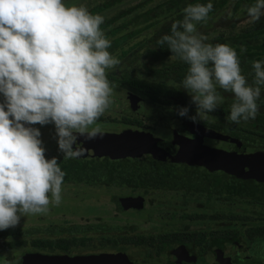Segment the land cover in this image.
<instances>
[{
  "label": "clouds",
  "instance_id": "9594fccd",
  "mask_svg": "<svg viewBox=\"0 0 264 264\" xmlns=\"http://www.w3.org/2000/svg\"><path fill=\"white\" fill-rule=\"evenodd\" d=\"M212 11L211 2L189 4L170 34L157 40L167 45L170 60L188 65L181 83L196 113L190 116V108L181 107L177 114L193 123L207 120L224 102L219 88L234 95L229 123L254 120L264 62H251L249 84L236 50L207 43L208 37L197 32ZM247 15L250 22L259 21L264 0H255ZM103 24V16L64 0H0V231L15 228L22 217L47 215L50 205L62 202L66 173L58 158H46L35 125L55 126L65 160L84 154L77 146L80 137L91 141L101 134L97 122L112 104L108 72L121 63L109 51L112 42Z\"/></svg>",
  "mask_w": 264,
  "mask_h": 264
},
{
  "label": "trees",
  "instance_id": "16d2710c",
  "mask_svg": "<svg viewBox=\"0 0 264 264\" xmlns=\"http://www.w3.org/2000/svg\"><path fill=\"white\" fill-rule=\"evenodd\" d=\"M72 0H64L65 4ZM155 0H145L133 7H122L126 0H99L89 11L92 14H99L104 17V24L101 25L106 37L112 42L109 51L123 62L121 65V77L118 78L108 73V79L114 89L126 91L142 99V104L147 113L154 112L159 117L163 116L159 122L162 125L171 126V120H182L180 125L186 122L193 123L188 118L180 117L178 113L179 106L187 105L186 95H188L183 87L182 80L185 78L188 65L180 60H174L165 65H158L164 62L165 58L170 57L172 53L168 50L167 45L163 47L157 44L163 35L170 34L171 25L183 19V9L189 4H213V11L209 13V27L213 30L218 28L215 26L214 16L220 10H231L230 16L220 17L222 22L232 18L230 25H226V29L231 30L230 37L225 38L223 34L212 39L214 43L221 39L225 42H231L240 60L242 74L246 77L249 84L254 79V70L252 61L264 62V16L257 22H250L244 27L239 28V14L244 6H252L255 0H165L163 3L156 4ZM148 3L156 6L149 7ZM149 7V8H148ZM114 8H120L119 12L112 15ZM123 8V9H121ZM162 10V12H160ZM249 18L247 11L243 18ZM218 19V21L220 20ZM226 22V21H224ZM223 25H221L222 27ZM208 35V34H207ZM207 40L206 42H208ZM241 45H245V52H241ZM164 58V59H162ZM137 63H142V70L137 71ZM134 70H136L134 72ZM220 95L224 97L226 107L219 105L217 110L209 113L208 116L213 117L221 123L215 124L205 122L206 125L216 129L224 135L236 138L242 145H246L251 149L264 150V86L261 87V96L257 101L259 112L252 122L241 121L239 124L229 123L227 116L230 114V107L234 100V95L218 88ZM112 104L106 112H111L119 102L116 95H112ZM131 112H138L141 109V116L144 115L143 108L134 111L127 99ZM142 106V105H141ZM191 116V115H190ZM98 122H111L110 117L101 116ZM123 123L127 125H135L142 127L143 122L140 118L123 117ZM167 126V127H168ZM58 158L62 171L66 173L64 184L74 185H105L114 182L123 184L125 181L130 184L146 185L150 182H158L152 186L170 185V188L176 189L180 186L185 190H206L211 191L217 188L221 194H229L233 196H250L253 198L264 197V185H256L253 181L246 182V179L238 177H230L228 175H219L206 173L196 167L177 166L169 164L165 161H156L154 159L126 158L122 160H112L108 157H90L86 159H68L59 155L46 157L51 159ZM152 166V167H151ZM210 181L207 185L198 184L197 181ZM173 186V187H172ZM85 227V226H84ZM25 227L16 226L6 231H0V246L19 245L29 243V241H16L14 238L24 236L27 237ZM33 228V227H31ZM83 225H74L69 228L71 233H80ZM47 232L53 234L57 229L61 233L64 232L63 227L59 225L49 226ZM75 241L78 239L74 237ZM34 240L33 244L44 246L52 245L53 242Z\"/></svg>",
  "mask_w": 264,
  "mask_h": 264
},
{
  "label": "flooded vegetation",
  "instance_id": "af4514ba",
  "mask_svg": "<svg viewBox=\"0 0 264 264\" xmlns=\"http://www.w3.org/2000/svg\"><path fill=\"white\" fill-rule=\"evenodd\" d=\"M144 106L142 104L141 108ZM140 111L141 109L136 114H139ZM211 118L213 117L208 116L207 120H201L195 124L215 131L216 129L205 123L218 124V121L217 123L213 122ZM157 120V124L163 127L168 126L162 125L159 118ZM176 120L172 119L170 122L175 126ZM179 123L181 124L182 120ZM189 123L184 120L183 125L178 124L177 128L182 131V135H189V137L195 139L197 134L189 131ZM171 129L175 128L171 127ZM216 132L223 134L217 130ZM157 138L159 139V137ZM221 142L233 145L232 151L238 154L247 155L249 150L254 151L255 154L264 153V150L251 149L246 145L239 146L235 143L210 137H205L203 144L209 148L221 150L218 147V143ZM157 144L171 156L176 155L178 151L179 142L172 143L159 139ZM143 158L156 160L154 155L151 154H146ZM165 162L180 167H196L206 173L231 175L230 177L240 178L230 171L227 173L222 169L212 170L213 166L203 167L191 166L185 163ZM246 170L249 172L251 169L246 168ZM247 175L249 176H247L246 182L253 181L256 185H264V180L256 178V176L261 177L263 174H258L259 176ZM197 182L204 185L210 183V181L202 183V180ZM137 183L130 184L125 181L120 185L116 181L105 185H77L89 188H104L106 191L115 188L124 189L126 193L106 198V201L110 199L106 204L112 208V211L110 216L108 215V218L106 217L104 220L96 218V222L90 219L88 222L86 218L81 217V220H85L84 223L79 221L69 224L65 215L60 214L58 219L52 223V226H62L63 233L56 229L50 235L47 232L49 226H51L50 224L47 227L30 226L29 228H23L24 231L29 232L27 237L22 236L12 240L29 241V243L0 246V262L24 264L25 257L40 255L46 257L91 258L102 256L105 260L101 264H264V197L253 198L250 196L221 194L216 187L211 191L209 189L188 191L182 186L176 189L170 188V185L152 186L158 184V182H150L147 186L141 185L140 182ZM163 192L181 194V197L185 200L202 197L205 198V201L202 200L198 203V211L191 213L187 211L182 213H179L180 211L167 212L168 217L172 220L180 218L184 223L177 228H172L170 222L161 223L159 221H154L155 225L158 226L155 229L142 227L141 225L146 224V221L150 222V219H141L148 212V216L160 220L157 217V212H163L159 210L161 207H168L167 204L171 202L170 197H163L164 199L161 202L154 195ZM220 203L223 205H220ZM187 207L182 205L179 208ZM127 214H133L132 221H130V218L127 219ZM109 220L113 221L114 225L108 224ZM227 220L231 221L227 222ZM188 222H191V224H188ZM195 223L199 224V227L195 226ZM74 225H83L82 231L80 233L69 232V228ZM74 237L78 239V242H73L75 241ZM36 239L47 241L45 243L53 242V244L44 246L33 244L32 241Z\"/></svg>",
  "mask_w": 264,
  "mask_h": 264
},
{
  "label": "rangeland",
  "instance_id": "374dc122",
  "mask_svg": "<svg viewBox=\"0 0 264 264\" xmlns=\"http://www.w3.org/2000/svg\"><path fill=\"white\" fill-rule=\"evenodd\" d=\"M99 0H72L70 3L66 4L68 6L72 5H85L88 10H90L92 7L95 6V4ZM145 0H126L124 4H122V7H133L138 3L144 2ZM165 0H155L154 3L159 4L163 3ZM149 7L156 6L153 3H148ZM148 7V8H149ZM120 8H114V11L112 12V15H115L119 12ZM123 9V8H121ZM247 11V6H244L243 9L241 10V13L239 14V17L241 20L238 25V30L241 27H244L248 23H250V19L245 17L243 18V15ZM162 12V10H160ZM232 14L231 10H228L227 8L224 10H220L217 12L214 16V21L215 23L218 22L215 26L218 28L217 30H213L212 28L209 27L210 23H200L197 25V32L200 34H203L208 37V42L207 43H212L213 45L215 44H226L231 46V42H225L224 40H220L219 42L214 43L212 41L213 38L218 37L219 35L223 34L225 38L230 37L231 35V30L226 29V25H230V22L232 21V18L229 20H224L226 22H222L220 17L223 16H230ZM218 19H220L218 21ZM221 25H223L221 27ZM208 34V35H207ZM245 45H241V47H244ZM164 59V58H162ZM179 60V59H176ZM174 60H170V57L165 58L164 62H159L158 65H165L167 63H170ZM123 62L120 63L117 68L113 70H109V74H113L114 76L120 78L122 71H121V65ZM137 69V71H143L142 70V63H137L136 66H134V69ZM136 70H134L135 72ZM113 95H116L117 101L119 104L116 105L115 108L111 112H105L103 116L105 117H110L111 122H97L98 126L101 128V134L97 136V138L89 141H84L83 143L85 145H98L104 147L106 144L104 141L100 139L102 136H117V137H136L140 136L143 134H148L152 135L155 138L159 137V139H164V141L172 142V143H178L181 140L184 139H192L189 137V135L185 136L182 135V131L177 128L178 124L180 125L179 121H175V126L171 124V126L163 127L159 124L156 123L158 121L157 119H162L163 116H157L154 114V112H150L149 114L147 113L148 117H146V109L147 107H144L142 111H144L145 116H141V112L139 114H136L135 112H131V110L128 107V103L126 101V91L120 90V89H114L113 88ZM186 101L187 105L185 106H179L181 107H189L190 112L189 115H195L196 113V108L195 105H192L190 103L191 98L189 95H186ZM0 102H3V97L0 96ZM142 105V104H141ZM222 106L226 107L225 105V100ZM129 118V119H134V118H140L143 122V126L141 128L137 126H131L123 123V117ZM145 117V119H144ZM144 119V120H143ZM211 121L217 123V119L211 118ZM243 121V120H242ZM248 122H252L250 119ZM220 124L221 122L218 121ZM190 123L188 124V126ZM34 127L39 128L42 135L41 139L43 141L44 147L46 148V157H52L53 155H59L58 153H61L58 148V143H57V138H56V131H55V126L54 125H46V126H40V125H35ZM175 128V129H171ZM157 137H156V136ZM194 139V138H193ZM78 142H80L78 140ZM79 146V143L77 144ZM218 147L221 150L227 151V152H233V145H230L225 142L218 143ZM224 148V149H223ZM261 153V152H259ZM257 153V154H259ZM254 151H248L247 155H254ZM262 154V153H261ZM264 154V153H263ZM145 156V155H144ZM264 175V174H263ZM264 179V178H263ZM126 191L124 189H110V190H105L104 188H89V187H83V186H77V185H68L64 184L62 185V202L58 207H52L50 205V211L47 215H29L27 217H22L20 220V223L18 226L20 227H25L29 228L30 226H35V227H40V226H45L47 227L49 224L52 225L57 219L60 214H64L65 217L68 219L69 224H74L75 222H85V220H81L82 218H86L88 221L89 219L93 222H96V218H101L105 219L108 215L110 216V213L112 211V208L106 204L110 201V199H107L109 196H114L117 194H124ZM152 194V193H151ZM157 199H160V201H163V197H170L171 202L167 204L168 207H161L159 210L165 212L158 213L157 212V217L160 218L158 220L156 217H151L150 215L148 216V213L141 219H150V222L146 221V224L141 225L142 227H152V229L157 228L158 226L155 225L154 221H159L161 223H171L172 228H177L178 226L184 224L180 220V218H175L172 220L171 218L168 217L169 211H180L179 213L182 212H193V211H198V203L203 200L205 201V198L203 199L202 197H195L189 200H185L184 198L181 197V194H174V193H158L154 194ZM184 205V207L188 206L187 208L180 209L179 207ZM220 205H223L220 203ZM244 206V205H240ZM177 207V208H176ZM222 210V208H220ZM138 216V215H135ZM127 219L130 218V221L133 220V214H127L126 215ZM71 218V219H69ZM108 218V217H107ZM140 218V216H139ZM70 220V221H69ZM231 220H227L229 222ZM89 222V221H88ZM113 221H108L107 223L110 225H114L112 223ZM136 222V220H135ZM188 224H191V222H188ZM94 225V224H92ZM195 226L199 227V224L195 223ZM1 259V258H0ZM1 264H6L3 262H0Z\"/></svg>",
  "mask_w": 264,
  "mask_h": 264
},
{
  "label": "water",
  "instance_id": "95a60500",
  "mask_svg": "<svg viewBox=\"0 0 264 264\" xmlns=\"http://www.w3.org/2000/svg\"><path fill=\"white\" fill-rule=\"evenodd\" d=\"M127 99L131 108L136 111L141 107L142 99L131 93L127 94ZM189 131L197 134L195 139H184L178 144L176 155L171 156L168 152L158 146V138L152 135L143 134L136 137L102 136L100 139L105 142V146L85 145L87 141L84 137L79 138V146L84 149V154L78 158L86 159L90 157H108L112 160H122L126 158H138L146 154L154 155L156 160L168 161L172 163H185L191 166H213L212 170L222 169L225 172L234 173L240 178L247 179L249 175L264 174V154L255 155L238 154L237 152H227L224 150L209 148L204 146V138H216L242 146L239 140L225 136L213 130H208L201 125L190 123ZM59 156L63 157L62 153ZM77 158V159H78ZM214 168V169H213ZM246 168H249L247 172ZM238 173V174H237ZM259 176V175H258ZM264 180V175L257 177ZM104 257H46L32 255L25 257L24 264H101ZM98 261V262H97Z\"/></svg>",
  "mask_w": 264,
  "mask_h": 264
}]
</instances>
